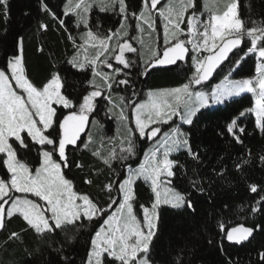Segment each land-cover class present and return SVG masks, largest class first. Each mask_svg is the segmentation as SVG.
<instances>
[{
	"label": "snow or ice",
	"instance_id": "6c2138e0",
	"mask_svg": "<svg viewBox=\"0 0 264 264\" xmlns=\"http://www.w3.org/2000/svg\"><path fill=\"white\" fill-rule=\"evenodd\" d=\"M94 7L116 14L117 27L94 31L90 26ZM40 9L68 32L74 52L65 63L84 74L88 88L71 95L63 70L52 71L44 82L35 83L26 69L23 36H10L7 29L0 34V232L7 231L8 223L18 217L23 227L10 232L8 240L22 242V233L30 232L40 242L37 255H43L47 246L65 264H72L74 258L65 254L59 238L72 243L83 231L89 232L83 264H185V247L177 246L174 252L169 247L168 258H161L166 213L174 210L190 228L195 227L200 223L196 195L206 189L200 179L191 178L190 191L176 186L178 172L186 175L187 166L174 156L183 153L201 163L193 134L205 110L238 103L237 98L244 95L252 98L249 106L238 107L216 135H227L243 145L248 135L245 121L250 117L264 134V16L259 21L242 16L239 0H225L222 6H209L206 0L203 6L198 0H138L135 5L129 0H66L63 16L75 17L74 26L81 29L77 40L46 0H40ZM9 11V0H0V18L5 22ZM39 28L46 31L48 25L40 23ZM128 54L146 57L142 70L135 73L138 76L148 77L154 70L179 71L181 62L189 61L194 71L185 73L186 82L180 86L150 90L141 101L130 79L133 73L126 71L137 62ZM249 58L255 61L254 74L233 79L232 74ZM225 61L226 73L221 67ZM220 73H224L222 79L210 91L199 90ZM114 85L131 88V97L114 98ZM105 108L106 115L124 126L123 135L109 138L113 146L106 152L102 144L94 147L96 141L89 131L93 126L103 127L98 117ZM138 141L149 145L139 157ZM82 149L90 150L112 173L100 188L107 194L106 203L81 191L65 171L73 166L86 168L71 158ZM260 162L264 164V155ZM248 163L250 158L242 159L237 170ZM214 171L224 175V170ZM100 172L94 169L93 174ZM83 182L95 186L87 174ZM142 186L147 188L146 200L140 197ZM249 188L258 193L257 185ZM250 211L264 215V195ZM201 226L212 230L210 224ZM217 228L222 253L223 241L241 245L250 242L255 232H264V224L229 226L224 220H217ZM207 242L216 243L215 239ZM25 251L32 258L33 253ZM259 260L264 262V251Z\"/></svg>",
	"mask_w": 264,
	"mask_h": 264
},
{
	"label": "trees",
	"instance_id": "16d2710c",
	"mask_svg": "<svg viewBox=\"0 0 264 264\" xmlns=\"http://www.w3.org/2000/svg\"><path fill=\"white\" fill-rule=\"evenodd\" d=\"M46 2L57 16L65 19L69 30L79 40L81 29L74 26L75 17L63 16L62 9L66 0H46ZM129 2L135 5L138 0H129ZM198 3L202 6L201 0H198ZM239 4L240 13L246 18L250 16L259 21L264 16V0H239ZM248 5H251V8ZM9 6V19L5 22L0 18V34L7 29L10 36H23L24 57L29 77L35 83L40 84L49 77L52 71L63 70L68 77L65 88L71 95L76 96L88 88L87 83L83 81L84 74L78 73L65 63L74 52L72 42L68 39V32L60 26L58 20H54L48 13L41 11L40 0H9ZM40 23L48 25L46 31L39 28ZM97 24H99V29L96 28ZM117 24V16L113 12H100L97 7L92 9L90 26L94 31L106 32L109 28L117 27ZM155 45L153 38L152 46L155 47ZM129 57L137 62L133 66L134 69L127 70L133 73L130 79L137 93V99L141 92L180 86L186 82L185 73L190 75L194 71L189 61L188 63L181 62L179 71L154 70L148 77H142L135 73L142 70V61L146 57H138L136 54H130ZM2 63L3 53L0 52V64ZM225 65L223 68L226 73L228 69ZM254 68V58H249L237 72L232 74V78H247L254 74ZM223 74H216L212 83L222 79ZM209 85L202 84L201 86ZM114 89L126 98L128 92H131V88L123 85L118 88L114 85ZM251 99L249 95H244L237 98L238 103H226L211 110H205V116L193 134L194 147L200 151L201 163L193 161L183 153L178 157L174 156L187 166L186 175L183 174V170L178 172L176 186L181 190L190 191V178L200 179L206 191L203 195H196L200 223L195 227L190 228L185 218L174 210L167 211L165 229L159 245L162 259L168 258L169 247L174 252L177 246H180L185 247V264H228L229 261L231 264H264L259 260V253L264 251V232H255L254 238L241 246H232L223 241V253L219 247V236L216 234L218 232L217 220H224L229 226L264 224V215L250 211L259 197L264 195V191H260L264 188V164L260 162V156L264 155V134L255 128L254 117H250L245 121L248 135L244 136L243 145L232 142L231 137L227 135L225 137L216 135V132L224 127L228 118L235 114L236 109L240 106H249ZM101 119L99 117L100 121ZM109 123L111 128L105 129L104 135L101 133L103 140L97 137L94 145L97 147L102 144L105 152L113 146L109 138L114 136V125L113 121ZM139 142L141 141L137 144L138 157L147 145L140 147ZM33 155V158L38 156L35 151ZM71 158L73 161H82L86 168L81 170L73 166L71 170H65L67 175L76 182L81 191L89 192L106 203L107 194L102 193L100 188L112 176V173L91 155L90 150L82 149L80 152H74ZM249 158L250 163L237 170L236 164L242 159ZM129 163L135 165L137 161L131 160ZM94 169H102V172L93 174ZM214 170H224V175H217ZM86 174L92 176L95 186H89L83 182ZM250 184L258 186V193L250 191ZM146 191V186L140 188L141 200L147 199ZM225 205L228 207L225 208ZM201 224H210L212 230H206ZM22 227L23 221L17 217L8 223L7 231L0 232V264H65L60 255L47 246H43V255H37L36 249L41 247L40 242L30 232L22 233V242L8 240L10 232H20ZM88 236L89 232L83 231L72 243H68L63 237L59 238L64 244L65 254L74 258L72 264H83L88 250ZM209 239H215L216 243L209 244L207 242ZM5 241L7 243H4ZM53 246L58 247L59 245L54 244ZM25 249L33 253L32 258L28 257Z\"/></svg>",
	"mask_w": 264,
	"mask_h": 264
},
{
	"label": "rangeland",
	"instance_id": "374dc122",
	"mask_svg": "<svg viewBox=\"0 0 264 264\" xmlns=\"http://www.w3.org/2000/svg\"><path fill=\"white\" fill-rule=\"evenodd\" d=\"M202 1V6H203V4L205 3V0H201ZM206 2L208 3V5L209 6H211L213 3H215V4H217V5H219V6H222L223 5V3L225 2V0H206ZM205 15H208V13L207 12H205ZM134 43H135V41H133ZM137 45H138V47H139V44H136V47H137ZM128 55H130V54H128ZM145 59V58H144ZM132 69H134V68H132ZM194 70V69H193ZM127 71V70H126ZM130 78H131V76H130ZM220 82V80L219 81H216V82H213V83H211L209 86H199V90H203V91H210V87L211 86H214L216 83H219ZM150 91V90H149ZM149 91H146V92H141V95H140V97H139V100H144V99H146L147 98V93L149 92ZM129 94H127V98L128 97H131V92H128ZM121 94L120 93H118V92H114V98H116V97H118V96H120ZM107 102H105V104H106ZM217 106H220V105H216V106H214V107H217ZM106 112H107V108H105V110L104 111H102L101 113H100V115H99V117L100 118H102L101 119V123H102V125H103V127H99V126H93V127H90V129H89V131L91 132V134H92V136L94 137V139L96 140V138L98 137V138H100L101 140H103L102 139V137H101V133L104 135V133H105V129H107V128H111V124L109 123L110 121H113V125H114V136L113 137H118V136H120V135H123L124 134V126H123V124H121L117 119H115V118H112V117H110L109 115H106ZM99 117H98V119H99ZM134 126V125H133ZM168 127V125H164V128H167ZM82 139H86V137H84V136H82ZM111 141V140H110ZM111 142H113V141H111ZM118 142V141H117ZM113 144V143H112ZM145 144H147L145 141H141V143L139 142V145H140V147H142L143 145H145ZM149 145L147 144L146 145V147H148ZM145 147V148H146ZM144 148V149H145ZM144 151V150H143ZM34 155H33V153H32V157H33Z\"/></svg>",
	"mask_w": 264,
	"mask_h": 264
},
{
	"label": "water",
	"instance_id": "95a60500",
	"mask_svg": "<svg viewBox=\"0 0 264 264\" xmlns=\"http://www.w3.org/2000/svg\"><path fill=\"white\" fill-rule=\"evenodd\" d=\"M230 57H231V54H230ZM229 57V58H230ZM227 63V61L224 62V64L221 65V67H223L225 64ZM219 71V69H217V72ZM216 74L213 75V77L208 81L206 82V84H209L211 83L213 80H214V77H215ZM251 239V238H250ZM227 244H229L227 241H226ZM248 242H245L244 244H246ZM244 244H241V245H244ZM229 245H232V246H241V245H235V244H229Z\"/></svg>",
	"mask_w": 264,
	"mask_h": 264
},
{
	"label": "crops",
	"instance_id": "0c3cea01",
	"mask_svg": "<svg viewBox=\"0 0 264 264\" xmlns=\"http://www.w3.org/2000/svg\"><path fill=\"white\" fill-rule=\"evenodd\" d=\"M105 2H107V0H105ZM98 8V7H97Z\"/></svg>",
	"mask_w": 264,
	"mask_h": 264
}]
</instances>
